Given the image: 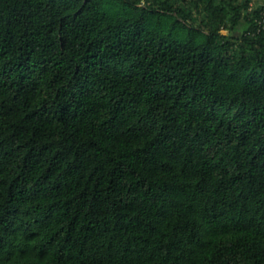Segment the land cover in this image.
<instances>
[{"label": "trees", "instance_id": "obj_1", "mask_svg": "<svg viewBox=\"0 0 264 264\" xmlns=\"http://www.w3.org/2000/svg\"><path fill=\"white\" fill-rule=\"evenodd\" d=\"M264 0H0V264H264Z\"/></svg>", "mask_w": 264, "mask_h": 264}, {"label": "built area", "instance_id": "obj_2", "mask_svg": "<svg viewBox=\"0 0 264 264\" xmlns=\"http://www.w3.org/2000/svg\"><path fill=\"white\" fill-rule=\"evenodd\" d=\"M264 23V22H263Z\"/></svg>", "mask_w": 264, "mask_h": 264}]
</instances>
